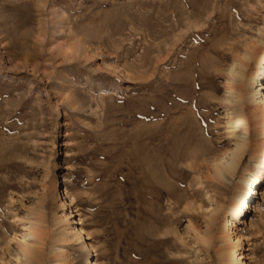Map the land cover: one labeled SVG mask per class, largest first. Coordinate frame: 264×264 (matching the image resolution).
Segmentation results:
<instances>
[{
    "label": "rangeland",
    "instance_id": "1",
    "mask_svg": "<svg viewBox=\"0 0 264 264\" xmlns=\"http://www.w3.org/2000/svg\"><path fill=\"white\" fill-rule=\"evenodd\" d=\"M262 50L264 0H0V264H225L264 151ZM229 122L245 149L218 178ZM261 187L245 264H264Z\"/></svg>",
    "mask_w": 264,
    "mask_h": 264
},
{
    "label": "bare ground",
    "instance_id": "2",
    "mask_svg": "<svg viewBox=\"0 0 264 264\" xmlns=\"http://www.w3.org/2000/svg\"><path fill=\"white\" fill-rule=\"evenodd\" d=\"M242 58L244 60L248 59L246 55H243ZM255 63L256 73L255 75H252L247 79L246 88L248 90H253L254 92V90L256 89V87H258L260 83L262 88L260 90H257V93H255V95L260 96L259 101L261 104L264 105V50L260 51L256 55ZM237 68H239L238 63L234 62L229 68V75L232 77L238 75ZM259 75L261 77L260 80L257 77ZM231 83V80L228 81L229 87ZM229 91L232 92L234 90L232 89V87H230ZM227 126V136L228 138L234 140V143L231 148H229L226 152H224V154L221 155L220 158L212 162L213 173L218 178H225L227 175H231L236 171V168L239 166V163L244 154L245 146L242 142L243 136H245L244 133L248 132V129L244 125H239V122H229L227 123ZM237 131L239 132L237 133ZM262 137L264 138V128L262 129ZM256 169L258 171L256 175L241 181L240 186L236 188L234 195L231 199L230 205L228 207V218L225 220L227 227L223 229V234L226 241L230 243V245L234 246L235 250H230L226 252L225 264H245L246 258L241 252L243 237H236V230L239 224L244 223V220L247 218V215L252 209L258 211V208L254 203L256 202L255 200L258 199V197L263 195L261 185L264 180V151L263 154L261 153L258 156L256 162ZM60 192L61 190H59V193ZM72 201L73 200L70 199L69 201H65L63 204L65 206H70ZM74 224L79 225L80 223L78 222ZM247 224L250 225V223ZM73 234H75L79 239L83 240V232L81 228L79 230L78 228H74ZM25 237L30 239L35 238L32 232H27L21 238L25 241ZM22 254V256H26L25 252H23ZM90 264H96V260H90Z\"/></svg>",
    "mask_w": 264,
    "mask_h": 264
}]
</instances>
